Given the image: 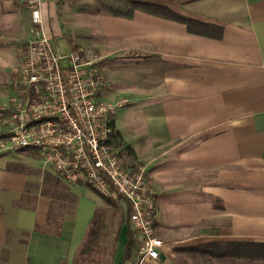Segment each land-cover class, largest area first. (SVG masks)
Listing matches in <instances>:
<instances>
[{"label":"crops","instance_id":"obj_1","mask_svg":"<svg viewBox=\"0 0 264 264\" xmlns=\"http://www.w3.org/2000/svg\"><path fill=\"white\" fill-rule=\"evenodd\" d=\"M151 1L221 28V37L141 11L131 19L93 15L79 0H0V108L34 36L30 7L40 3L55 48L63 39L100 56L99 67L107 59L121 66L103 68L100 97L130 101L112 116L113 145L125 167L145 169L163 242L159 259L141 264H242L209 260L198 248L264 243V0ZM85 16L95 28L86 30ZM2 127L0 115V143ZM56 178L39 153L0 150V264H73L103 202L66 181L76 201H58ZM49 212L61 220L58 235L41 231ZM127 223L124 216L108 264H121Z\"/></svg>","mask_w":264,"mask_h":264},{"label":"built area","instance_id":"obj_2","mask_svg":"<svg viewBox=\"0 0 264 264\" xmlns=\"http://www.w3.org/2000/svg\"><path fill=\"white\" fill-rule=\"evenodd\" d=\"M34 36L24 47L13 95L0 108L5 149L36 150L46 165L71 184L98 194L119 195L141 246L134 264L158 260L163 242L155 236V192L142 166L125 167L113 145L112 116L130 105L127 98L103 100V80L94 53L63 54L43 28L40 3L30 7Z\"/></svg>","mask_w":264,"mask_h":264},{"label":"trees","instance_id":"obj_3","mask_svg":"<svg viewBox=\"0 0 264 264\" xmlns=\"http://www.w3.org/2000/svg\"><path fill=\"white\" fill-rule=\"evenodd\" d=\"M91 1L93 3V6L89 13L93 15H105L131 19L135 11H141L151 16L164 18L177 23H182L186 25L188 32L194 35L211 37L215 39H219L221 37V28L213 25H208L191 18H187L186 16H183L181 14L175 13L168 6L163 5L159 2L151 0ZM22 152H29L32 155L38 154L36 150L32 149H25L22 150ZM56 181L59 186V195L57 200H66L68 205H74L76 198L71 193H68L67 186L63 184L65 181L61 178H56ZM85 187L96 194L102 200L104 206L95 210L93 217L89 223V227L85 234L83 243L81 244L75 256V259H78L80 257L88 258L93 254H96L97 251L101 248L100 240L103 237L105 230L107 229V214L109 210L118 215V220L116 222V233L113 239V247L116 243L118 232L123 226L124 216L127 217L128 221L129 215L128 206L124 211L121 203L125 202L119 195L114 194V190L112 189V187H109V190L111 191V193H113V195L109 197L98 194L89 186ZM57 209L60 212H63L64 206L58 204ZM60 224L61 220L58 219L54 214H52V212H49L46 226L42 229L38 227L36 229H41V231L50 233L52 235H58L60 231ZM127 225V242L125 244V253L122 258L121 264H126L127 262L131 261L132 256L135 254L137 255L138 250L141 246L140 242L134 237V233L130 229L129 223H127ZM198 249L199 252L208 257L209 260L215 259L224 260L227 262L241 260L242 264H264V243L261 242L210 243Z\"/></svg>","mask_w":264,"mask_h":264},{"label":"rangeland","instance_id":"obj_4","mask_svg":"<svg viewBox=\"0 0 264 264\" xmlns=\"http://www.w3.org/2000/svg\"><path fill=\"white\" fill-rule=\"evenodd\" d=\"M80 4H82V9H84L85 11L89 12L92 9V1L91 0H79ZM85 19V27L86 30L88 31L90 28H95L96 22L94 21V18H89V17H83ZM84 35V34H82ZM88 35V34H86ZM78 45L83 46L78 40ZM93 40L90 42L92 43ZM96 43V42H95ZM95 43H92V45H95ZM58 49L61 53L63 54H67L69 53L72 49L69 48L70 44L67 43L65 40L63 39H59L58 43H57ZM95 54V53H94ZM96 55V54H95ZM98 58H101L100 56L96 55ZM102 59V58H101ZM101 62V61H100ZM118 62L113 61L112 59H107L104 63H102L99 67V72L101 73V71L103 72V70L105 68H108L110 71V68H114V72L117 71H121V66L117 64ZM104 68V69H103ZM106 73V72H105ZM107 75V74H106ZM110 73H109V77H110ZM107 76V81L113 85L112 81L110 80V78H108ZM114 85L117 86L116 82H114ZM121 112V111H120ZM3 131L1 133L2 136H4V138L6 139V136L4 135V127H2ZM5 141V140H4ZM4 141H2V143H0V150H6L5 146L3 145ZM12 153H14L13 151H10ZM123 163H124V159H122ZM125 164V163H124ZM104 206V205H103ZM118 220V215H116V213H114L113 211L109 210L108 214H107V229L104 232L103 237L100 240V245L101 248L97 251L96 254H93L92 256L88 257V258H78L75 259V261L73 262V264H108L109 261L111 260V254L113 252V239L116 233V222Z\"/></svg>","mask_w":264,"mask_h":264}]
</instances>
